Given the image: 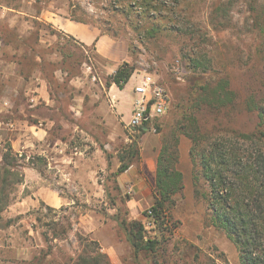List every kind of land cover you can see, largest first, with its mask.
Returning a JSON list of instances; mask_svg holds the SVG:
<instances>
[{
  "label": "rangeland",
  "instance_id": "374dc122",
  "mask_svg": "<svg viewBox=\"0 0 264 264\" xmlns=\"http://www.w3.org/2000/svg\"><path fill=\"white\" fill-rule=\"evenodd\" d=\"M257 11L264 14V0H0V264H71L86 244L109 264H241L233 240L207 218V185L193 182L188 137L179 135L183 186L162 228L151 229L143 214L155 174L146 170L143 195L130 182L119 185L114 172L134 139L131 165L139 168L140 150L168 133L200 79L226 77L236 95L226 108L200 110L201 128H254L245 102L264 93ZM56 15L125 42L132 73L147 68L167 88L170 106L156 133L124 126L134 79L124 89L110 81L122 61L53 26ZM116 215L143 220L156 251L134 255Z\"/></svg>",
  "mask_w": 264,
  "mask_h": 264
},
{
  "label": "trees",
  "instance_id": "16d2710c",
  "mask_svg": "<svg viewBox=\"0 0 264 264\" xmlns=\"http://www.w3.org/2000/svg\"><path fill=\"white\" fill-rule=\"evenodd\" d=\"M71 19L83 22L79 18ZM255 25L258 34L256 51L264 58L263 12L255 13ZM189 61L193 68L199 66L196 57L191 56ZM132 71L133 66L122 61L111 76V83L123 88ZM235 100L236 95L223 76L215 81L200 79L188 88L187 96L177 106L179 115L161 139L156 157L153 199L143 214L153 225L151 229L162 228L166 210L175 203L173 194L183 186L182 172L178 167V141L182 134L191 142L189 155L193 182L196 184L203 180L207 185V192L202 196L209 222L224 230L233 240L241 264H264V93L260 97L252 95L245 102L246 108L256 117V124L249 132L229 130L222 133L203 129L198 123L200 110H220ZM159 120L155 122L157 129ZM136 131L146 132L142 127ZM128 147L126 154L119 156L120 164L114 175L122 173L137 160L136 139ZM10 151L8 147L2 154L3 162L9 163ZM114 217L125 232L134 255L141 251H156L157 240L149 235L143 220ZM86 245L71 264H109L104 252L93 255L91 246Z\"/></svg>",
  "mask_w": 264,
  "mask_h": 264
},
{
  "label": "crops",
  "instance_id": "0c3cea01",
  "mask_svg": "<svg viewBox=\"0 0 264 264\" xmlns=\"http://www.w3.org/2000/svg\"><path fill=\"white\" fill-rule=\"evenodd\" d=\"M49 21L52 23L53 26L57 27L59 30L65 31L68 34L73 35V37L80 39V41H82L86 45H89L94 42V47L97 53L101 57L113 62V64L115 62L116 64H118L119 62L127 59V46L125 42L114 40L113 38L105 34H101L100 30L95 26L78 21H73L66 17H61L59 15H56L55 17H50ZM130 78L134 79L132 86L137 81L136 75L132 76L131 74L125 86H127ZM13 123L14 122L12 121H8L6 123V126L11 127L12 125H14ZM27 127L30 128V126ZM7 129L8 128H6V130ZM2 131L3 132L0 131V137H2L1 135H4V133H6L5 129ZM34 132L37 133L38 131L34 130ZM9 134L10 139L12 141V139L15 138L17 131H14V129H12ZM151 140V144L148 147H145V150H143V148L140 150L139 168H136L134 165H130L125 171H123L117 176V182L119 185L130 182L131 187H133L132 190L136 189L138 193L141 192L143 195L147 193V190L144 189L146 170L150 169L151 172L155 174L156 157L158 155L161 145V140L159 138L153 137L151 138ZM13 145L14 144L12 143V146Z\"/></svg>",
  "mask_w": 264,
  "mask_h": 264
},
{
  "label": "built area",
  "instance_id": "2783aa9c",
  "mask_svg": "<svg viewBox=\"0 0 264 264\" xmlns=\"http://www.w3.org/2000/svg\"><path fill=\"white\" fill-rule=\"evenodd\" d=\"M134 75L137 81L132 86L130 114L124 126L128 129L146 126L145 131L156 133L155 122L166 113L170 106L169 91L147 68H143L140 74L132 73V76ZM16 153L21 155L20 151ZM147 211L150 213V210Z\"/></svg>",
  "mask_w": 264,
  "mask_h": 264
},
{
  "label": "water",
  "instance_id": "95a60500",
  "mask_svg": "<svg viewBox=\"0 0 264 264\" xmlns=\"http://www.w3.org/2000/svg\"><path fill=\"white\" fill-rule=\"evenodd\" d=\"M143 128H144V130H146V126H144Z\"/></svg>",
  "mask_w": 264,
  "mask_h": 264
}]
</instances>
